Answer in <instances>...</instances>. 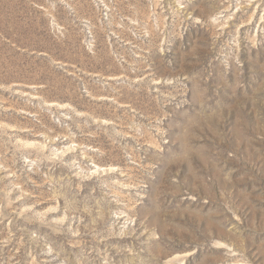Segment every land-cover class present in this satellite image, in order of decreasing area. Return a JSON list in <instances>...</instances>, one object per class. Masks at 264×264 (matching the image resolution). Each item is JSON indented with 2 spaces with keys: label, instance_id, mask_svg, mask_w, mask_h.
<instances>
[{
  "label": "rangeland",
  "instance_id": "1",
  "mask_svg": "<svg viewBox=\"0 0 264 264\" xmlns=\"http://www.w3.org/2000/svg\"><path fill=\"white\" fill-rule=\"evenodd\" d=\"M0 264H264V0H0Z\"/></svg>",
  "mask_w": 264,
  "mask_h": 264
}]
</instances>
